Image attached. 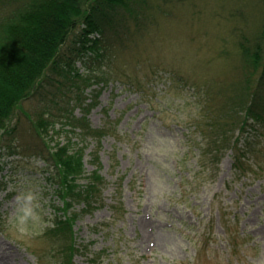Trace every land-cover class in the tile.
Returning <instances> with one entry per match:
<instances>
[{
    "label": "rangeland",
    "instance_id": "obj_1",
    "mask_svg": "<svg viewBox=\"0 0 264 264\" xmlns=\"http://www.w3.org/2000/svg\"><path fill=\"white\" fill-rule=\"evenodd\" d=\"M149 4L142 26L113 35L117 49L90 69L79 31L62 46L61 64L80 70L47 71L66 109L44 140L27 115L38 98L15 114L0 156V264H65L57 223L66 214L76 216L77 264H264V82L235 73L245 67L242 37L263 36L264 0ZM199 120L235 135L233 148L217 138L215 149ZM74 122L93 133L79 140ZM70 138L84 147L86 173L102 179H92L90 206L79 199L66 213L45 155Z\"/></svg>",
    "mask_w": 264,
    "mask_h": 264
},
{
    "label": "trees",
    "instance_id": "obj_2",
    "mask_svg": "<svg viewBox=\"0 0 264 264\" xmlns=\"http://www.w3.org/2000/svg\"><path fill=\"white\" fill-rule=\"evenodd\" d=\"M149 1L7 0V7L0 9V156L5 147L4 137L11 132V122L24 103L32 101L33 98H38L37 100L40 101L35 110L27 115L31 119L33 129L43 140L45 132L56 125L57 119L64 117L63 111L66 107L63 108L60 104V83L57 79H48L47 71L53 68V71L66 73L72 77L79 73L80 68L73 66L71 61L73 59L64 66L59 56L62 46L69 41L70 36L79 31V38L75 40L80 42V46L76 47L77 55L83 58L86 68L90 69L95 60L104 59L107 53L111 55L117 49L113 35L126 34L135 20L139 26H142L141 19L149 16L154 10ZM242 38L240 47L245 67L237 68L235 72L237 79L240 82L245 80L248 86L255 85L258 81L264 82V32L262 37L253 42L246 36ZM260 70L262 72L258 76ZM45 80L47 82H44ZM250 94L253 96L249 111L252 115H256L254 119L261 118L257 110L261 96L259 92ZM244 100H248L246 95ZM235 103L234 100L233 105ZM215 112L217 111L214 110ZM216 117L217 113H215ZM246 121H238L237 126L242 125L244 128L242 132L246 131L249 125V119ZM197 122L204 136L216 145L215 149L219 146L217 138L222 150L233 148L231 143L235 135L230 136L225 129L223 133L220 132L219 125L207 127L209 125L204 124L202 120ZM72 125V131L80 135L79 140L86 138L87 133H93L92 128L87 125L84 133L75 131V128L81 125L75 122ZM223 125L229 127L231 123ZM73 144L70 138L60 143L56 150L45 155L50 167L54 166L55 170L50 176L65 202L66 213L79 199L85 201V206H90L92 200L90 196L95 195V191L98 192L96 183L92 179H102L95 171L92 174L86 173L84 147L73 148ZM209 148L211 149L208 146L204 147L205 151ZM244 153L243 149H238L234 157L238 159V156ZM82 177L88 180L80 184L78 180ZM73 215L66 214V219L57 223L58 227L62 226L66 236L61 238L65 264H77L74 260L75 256L82 251L75 235L76 216ZM58 231L60 232L59 228Z\"/></svg>",
    "mask_w": 264,
    "mask_h": 264
},
{
    "label": "clouds",
    "instance_id": "obj_3",
    "mask_svg": "<svg viewBox=\"0 0 264 264\" xmlns=\"http://www.w3.org/2000/svg\"><path fill=\"white\" fill-rule=\"evenodd\" d=\"M29 199H31V197H29Z\"/></svg>",
    "mask_w": 264,
    "mask_h": 264
}]
</instances>
